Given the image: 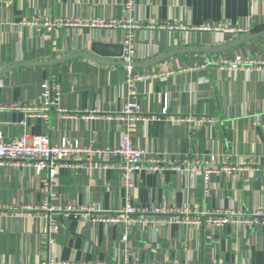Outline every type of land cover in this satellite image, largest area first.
<instances>
[{"label": "crops", "instance_id": "0c3cea01", "mask_svg": "<svg viewBox=\"0 0 264 264\" xmlns=\"http://www.w3.org/2000/svg\"><path fill=\"white\" fill-rule=\"evenodd\" d=\"M0 0V129L6 139L46 134L52 142L78 141L113 148L129 131L144 157L160 153L181 161L214 155L220 164L264 162V0ZM132 30L133 73L155 76L127 83L122 61L124 30L118 27L59 25L48 31L44 21L58 19L123 20ZM37 20L34 25L31 21ZM227 24L235 30H208ZM170 26H177L171 28ZM52 65L30 64L63 59ZM236 56L252 59L250 67H225ZM133 63V64H132ZM246 66L247 69L243 67ZM261 66L262 69H257ZM60 86L58 106L48 120L27 117L39 104L41 84ZM132 100L148 120L115 117ZM165 110V113L163 112ZM171 117L193 118L172 121ZM204 118L205 121H199ZM131 203L189 207L196 211H252L264 203V174L250 169L220 172L211 178L210 194L201 176L175 171L135 172ZM45 174L26 164H0V264H39L50 258L85 264H264V229L225 224L165 226L105 224L80 216H58L48 234L47 218L28 208L44 200ZM51 203L118 211L124 203L121 174L96 162L64 167L50 181ZM127 234V241L121 237Z\"/></svg>", "mask_w": 264, "mask_h": 264}, {"label": "built area", "instance_id": "2783aa9c", "mask_svg": "<svg viewBox=\"0 0 264 264\" xmlns=\"http://www.w3.org/2000/svg\"><path fill=\"white\" fill-rule=\"evenodd\" d=\"M133 0H128L126 7L133 9ZM34 25L37 20L31 21ZM48 31L53 30L59 25H88L103 27H118L124 30L123 35V51L121 55L122 61L125 63L127 71V83L129 90L133 89L135 82L149 79L155 76L154 73H133L131 67V57L134 54L133 34L132 30L139 27V23L134 21L131 16L123 20H88V19H58L55 21H44ZM177 28V26H170ZM203 29L220 31L235 30L227 26V24H217L214 26L206 25ZM225 67L232 70H238L246 64L250 67L252 59L236 56L233 60H225ZM247 69L246 66L243 67ZM256 68L262 69L261 66ZM3 87V81L0 79V88ZM60 86L53 81H44L41 84V92L39 94V104L27 107V117H40L48 120L50 111L55 109L62 117L72 116L69 111L58 106L60 99ZM1 109H20L17 104H12ZM165 113V110L163 111ZM115 117L119 120L134 122L138 120H148L151 117L142 116L139 104L132 100H128L122 107L121 111L109 115L107 118ZM193 118L171 117L172 121L192 120ZM199 121H205L200 118ZM96 162L100 169L111 170L117 169L121 174V184L124 191L125 203L118 211H100L92 206H59L51 203L54 193L50 189V181L55 177L57 171L64 167H80L83 163ZM1 163H19L31 166L36 175L45 174L47 183L42 184L44 191V200L37 206H28L34 210H40L47 218L46 230L48 234L58 229L57 217L73 215L80 216L83 220L92 222H102L105 224H123L125 227L132 224H145L148 226H165L173 223L190 224L195 226H223L225 224H233L234 226H243L249 228L260 227L264 229V203L257 205L250 212H239L237 210H212V211H196L189 207H172L157 204H149L135 206L131 203L132 191L135 187L133 175L135 172L148 171H175L177 173H185L192 176H201V189L205 196L210 194L211 178L220 172H236L250 169L252 171H260L264 174V162L258 163L255 160L251 162H243L237 165L220 164L216 161L214 155L203 160H198L194 155L185 157L181 161L170 160L160 153H151L144 157V151L132 143V137L129 131H126L118 146L113 148L91 147L82 145L78 141H67L62 139L58 142H52L46 134L27 135L23 134L19 137L6 139L3 131L0 129V164ZM0 207L3 205L0 204ZM127 234L124 233L121 239L126 242ZM125 261L123 264H137L130 261L127 257L128 244H125ZM39 264H85L65 261L58 258H50ZM103 264V263H96Z\"/></svg>", "mask_w": 264, "mask_h": 264}, {"label": "water", "instance_id": "95a60500", "mask_svg": "<svg viewBox=\"0 0 264 264\" xmlns=\"http://www.w3.org/2000/svg\"><path fill=\"white\" fill-rule=\"evenodd\" d=\"M264 33V30L263 31H261V32H259V33H254V34H251V35H249L248 37H246V38H244V39H241V40H239V41H236L235 43H233L234 45L235 44H239V43H241V42H243V41H246V40H248V39H251V38H254V37H256V36H258V35H261V34H263ZM76 56H85V57H89V58H91V59H93V60H95V61H97V62H100V63H113V61H110V62H107V61H101V60H99V59H96L95 57H92L91 55H88V54H85V53H77V54H73V55H70V56H67V57H64L63 59H56V60H52V61H47V62H35V63H30V64H48V65H52V64H54V63H56V62H59V61H62V60H65V59H68V58H72V57H76ZM119 63H123V64H125L123 61H120ZM133 64V63H132Z\"/></svg>", "mask_w": 264, "mask_h": 264}]
</instances>
